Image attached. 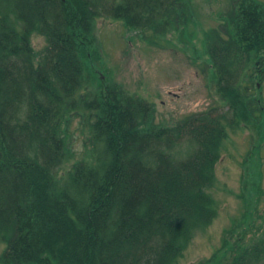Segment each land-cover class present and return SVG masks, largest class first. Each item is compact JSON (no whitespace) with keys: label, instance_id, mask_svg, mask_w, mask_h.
I'll return each instance as SVG.
<instances>
[{"label":"rangeland","instance_id":"rangeland-1","mask_svg":"<svg viewBox=\"0 0 264 264\" xmlns=\"http://www.w3.org/2000/svg\"><path fill=\"white\" fill-rule=\"evenodd\" d=\"M96 1L102 10L110 0ZM254 1L264 6V0H244V6L248 7ZM165 3L155 16L162 24V16H167L169 25L157 33L154 29L162 25L160 21L150 29L128 28L105 15L91 20V34L85 38L79 53L82 71L75 94L77 108L56 125L57 129L54 128L58 159L51 170L49 189L70 195L77 215L78 200L69 187L73 174L80 170V163L89 162L94 154L103 170L110 165L112 156L117 158L112 147L110 152H104L99 138H95L96 146L92 149L89 140L98 116L91 114L85 105L91 103L101 112L103 99L117 96L123 102L135 105L133 113L140 126L145 125V116L137 108L141 103L151 110V126L171 137L168 146L157 142L159 153L170 165L177 168L197 153L208 163L200 166L206 168L200 174L207 178L204 194L208 217L191 220L186 234L177 239L178 246L165 264H216V257L222 255L225 264H233L236 259L253 254L258 256L245 259L246 264H264V121L258 110L253 111L256 105H261V112H264V74L260 76L244 62L233 60L235 0ZM166 6L170 9H165ZM46 20L45 24L33 26L29 35L33 61L36 60L35 64L39 66L46 59L52 28L60 26L62 16H48L46 11ZM214 70L218 76L216 95L210 89ZM237 85L241 86V91L233 101V88L237 89ZM223 105L234 106L236 112L216 124V130L198 129L191 137L198 143L188 138L176 140L175 134L188 119L202 118L210 110ZM28 110L26 99L17 107L11 106V111L21 122ZM259 115L260 119H256ZM219 135L221 138L217 141ZM39 149V144L33 142L28 145L26 154L33 157ZM37 174L33 172L28 177L33 178V188L42 194L46 182H42ZM246 187L248 191H245ZM77 192L82 198L83 189L77 188ZM17 198H22L21 193ZM25 205L22 209L17 207L14 214L31 224L29 231L34 224L36 230H32V235L37 234L38 217L43 215L40 204L30 202L32 215L24 211ZM54 213L56 215V211ZM16 219L7 220L11 230L14 226L21 227ZM112 227V223L106 225V232ZM3 235L0 233V264H14L11 253L6 252L7 242L14 238V234H7V238ZM130 257L131 252L125 249L123 259ZM43 260V264H59L56 257H44Z\"/></svg>","mask_w":264,"mask_h":264},{"label":"trees","instance_id":"trees-1","mask_svg":"<svg viewBox=\"0 0 264 264\" xmlns=\"http://www.w3.org/2000/svg\"><path fill=\"white\" fill-rule=\"evenodd\" d=\"M164 1L174 4L177 0H110L102 10L96 0H0V57H3L0 76L4 73L0 78V184L11 182L19 186L21 199L26 200V194L31 192L28 190L36 191L29 174L37 172V177L47 186L52 181L51 170L58 159L54 128L57 129L56 125L77 108L75 94L82 71L79 53L85 38L91 34V20L105 15L128 28L153 29L154 23L160 21L155 15L160 13ZM244 3V0H237L233 9V60L244 62L252 72L258 71L261 76L264 74V6L256 1L248 7ZM46 11L48 16H62V20L58 28H52L46 59L39 66L35 64L36 60L33 61L29 35L33 26L47 22ZM162 17L164 23L160 21L162 25L154 29L156 33L169 25L168 17ZM215 70L214 85L218 90ZM240 91L239 85L237 89L233 88V101ZM25 99L29 102V110L21 122L11 111V106L17 107ZM139 106L137 108L145 116V125L140 126L133 113L135 105L123 102L117 96L103 99L101 112L91 103L85 105L91 114L98 116L89 140L92 149L96 146L95 138H99L104 152H110L112 147L117 158L112 156L110 165L103 170L94 154L89 162L80 163V170L73 174L69 187L78 200L77 215L74 201L70 200V195H65L68 197L66 213L74 221L78 222L87 209L98 208L93 215L94 221L85 225L88 228L94 225L95 229L106 233L104 246L99 243V249L104 248L107 264L118 261L122 264H165L178 246L177 239L186 234L191 220L208 217L204 194L207 178L200 174L206 169L200 166L208 164L206 158L197 153L177 168L170 165L159 153L157 142L168 146L171 137L163 131H156L149 122L151 110L141 103ZM232 109L235 114V107ZM254 110L264 115L261 105H256ZM260 115L256 119H260ZM200 125L201 120H187L175 134L176 140L194 139L191 137L201 129L195 126ZM220 138L221 135L216 140ZM194 140L198 143L197 139ZM32 141L37 142L40 149L29 157L26 149ZM77 188L83 189L82 198ZM245 191H248L247 187ZM136 200L143 201L140 209ZM137 215L142 219L136 220ZM65 216L63 214V218ZM44 218V214L38 217L39 232L34 234L38 242ZM107 221L113 227L106 232ZM33 229L36 230L34 224L30 231L27 228L29 234ZM48 230L54 233L53 227ZM59 231L62 235L66 232L65 229ZM12 232L14 238L8 240L6 252L14 254L23 249L22 233L15 226L11 230L4 215L0 214V233L7 238ZM114 243L118 245L117 250L107 252L106 249ZM125 249L131 252V257L126 260L123 259ZM222 256L216 257V264H225ZM257 256H245L233 264H246L245 259ZM13 263L20 264L14 259Z\"/></svg>","mask_w":264,"mask_h":264},{"label":"bare ground","instance_id":"bare-ground-1","mask_svg":"<svg viewBox=\"0 0 264 264\" xmlns=\"http://www.w3.org/2000/svg\"><path fill=\"white\" fill-rule=\"evenodd\" d=\"M2 58L0 57V62L3 61ZM3 75L4 73H2L0 78ZM49 188V186L44 185L42 194L28 190L31 192L26 194L25 199L29 202L23 203L25 200L17 198L20 192L19 186L11 184V182L0 184V214L4 215L6 222L7 220L12 221L14 217L15 219L17 218L16 221L20 222L21 225L18 230L22 233L20 238L23 249L18 251V253H12L11 259L17 260L20 264H43L44 257H56L59 260V264H107L104 248L99 249V243L104 246V240L107 239L106 233L104 230L95 229L94 225L89 228L88 225H85L87 222L92 223L94 221L93 215H95L98 208L87 209L80 217V220L74 222L66 213L68 197L64 193H56ZM30 202L40 204L39 210L41 214L45 213V218L41 224L43 230L40 232L41 238H39V242L27 230L31 224L21 221L14 214L16 209H22V205L26 204L24 211L32 215L33 211ZM142 205L143 201L136 200L138 209ZM54 211L57 212L56 215ZM63 214L66 215L65 218H63ZM135 219L141 220L142 217L137 215ZM107 223L110 224V221H107ZM50 227L54 228L53 234L49 233L48 229ZM59 229L61 231L66 230L64 235L61 234ZM117 247L118 245L114 243L106 250L107 252H114ZM116 264L122 263L118 261Z\"/></svg>","mask_w":264,"mask_h":264}]
</instances>
